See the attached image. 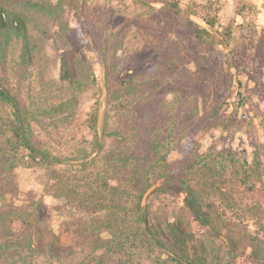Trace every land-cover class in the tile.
I'll list each match as a JSON object with an SVG mask.
<instances>
[{"label": "trees", "instance_id": "16d2710c", "mask_svg": "<svg viewBox=\"0 0 264 264\" xmlns=\"http://www.w3.org/2000/svg\"><path fill=\"white\" fill-rule=\"evenodd\" d=\"M131 1L156 8L161 26L185 50L200 45L207 51L211 57L208 73L215 86L209 112L193 119L184 109L183 101L198 92L192 85H174L169 90L175 101L166 104L170 91L160 87L169 81L174 84L172 67L183 62L170 44L143 46L119 56V38L107 57L86 0H0V109H4L0 132L5 133L0 173H10L20 151L28 166L51 170L44 190L66 212L60 225L93 249L110 250L128 240L157 264H264V143L256 137L245 108L248 96L241 90L240 79L248 67L264 64V39L256 40L258 30L252 17L255 5L236 0L234 14L243 20L233 17L220 25L221 0ZM66 5L74 13V28L63 21ZM40 20L51 21L63 36L77 42V50L61 56L62 81L83 90L79 74L82 66H88V52L96 55L103 68L83 121L90 132L83 154L58 155L44 148L33 133L31 111L4 82L8 51L14 43H21L18 71L28 72L30 29L40 27ZM254 83L259 88L261 82L256 79ZM112 101L114 107L131 111L120 131L108 133L124 145L114 159L102 154L106 133L99 127L101 116L106 118L102 105ZM214 129L225 136L244 130L251 158L214 147L201 152L198 136ZM172 147L179 157L169 160ZM14 195V185L0 187V264H27L31 254L55 255L60 238L51 229L46 205L31 198L15 204L10 201ZM161 196L181 197L182 205L175 213H168L165 205L152 209L153 201H161ZM147 198L150 203L143 202ZM17 221L36 228L35 241L15 237ZM43 230L53 234L47 249L39 240Z\"/></svg>", "mask_w": 264, "mask_h": 264}, {"label": "rangeland", "instance_id": "374dc122", "mask_svg": "<svg viewBox=\"0 0 264 264\" xmlns=\"http://www.w3.org/2000/svg\"><path fill=\"white\" fill-rule=\"evenodd\" d=\"M47 1L55 3L57 0ZM221 1L223 8L219 13L220 25L226 24L233 17L237 22L243 20L234 14L236 0ZM248 1L256 7L252 16L258 30L256 40L262 41L264 0ZM154 6L158 7L159 4ZM86 10L107 57L112 55L113 47L119 38L122 39L121 49L117 51L119 56L157 43L175 47L183 62L172 67L170 79L174 78V84L169 81L160 88L169 90L175 87L174 85L188 88L192 85L198 92L190 94L186 98L187 101H183L184 109L193 119L209 112L213 104L215 86L208 73L211 57L202 46L192 45L190 50H185L176 38L161 26L158 21L159 14L154 7L140 6L131 0H86ZM63 21L70 28L76 26L74 13L67 5L64 8ZM39 26H32L30 29L32 64L28 72L22 75L18 71L17 56L21 43H14L8 51L4 82L31 111L33 133L44 148L58 155L83 154L90 143V132L83 121L94 101L93 88L96 82L101 81L103 68L96 55L88 52V66H82L79 74L84 84L83 90L74 89L60 79V59L64 52L73 48L77 50V42L63 36L57 25L51 21L40 20ZM240 79L243 83L241 90L248 96L245 108L252 117L256 137L264 143V64L255 63L248 67L246 72L240 75ZM256 79L261 82L259 88L254 87ZM165 99L166 104H171L175 101L174 93L167 92ZM124 103L132 105L130 100H124ZM102 109L106 113V118L102 115L99 120L100 129L106 133L102 154L114 159L124 149V145L116 142L108 133L120 131L131 116V111L129 108L114 107L113 101L103 103ZM0 111H4L3 107ZM198 139L201 152H205L208 147H214L218 150L236 151L251 158V143L244 130L235 132L233 136H225V133L214 129L200 133ZM4 142L5 133L0 132V146ZM23 155L24 152L20 151L14 156L17 164L10 173H0V187L14 185L15 195L10 201L15 204H21L27 198L42 200L47 208L51 229L60 238L55 255L45 257L44 254H31L27 264H157L145 250L133 246L131 241H124L122 245L110 250L93 249V246L82 245L78 238L65 232L60 222L66 212L61 208L59 200L44 190L51 170L38 165L28 166ZM178 157V152L172 147L168 152V159L174 160ZM143 202L150 203L148 198ZM158 205H165L168 213H175L182 205V199L177 196H161V201H153L152 209ZM14 232L15 237L22 240L35 241L38 236L35 227H28L20 221L14 224ZM52 237V232L48 230L41 232L39 240L43 242V247L49 248Z\"/></svg>", "mask_w": 264, "mask_h": 264}]
</instances>
